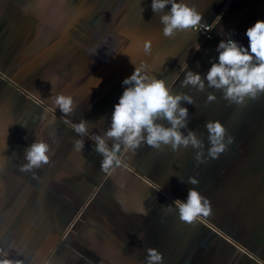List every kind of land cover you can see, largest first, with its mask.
Listing matches in <instances>:
<instances>
[{"label":"crops","instance_id":"1","mask_svg":"<svg viewBox=\"0 0 264 264\" xmlns=\"http://www.w3.org/2000/svg\"><path fill=\"white\" fill-rule=\"evenodd\" d=\"M189 3L218 35L231 34L245 45L246 29L264 19V0ZM162 28L151 0H0V247L13 260L146 264L157 237L167 227L176 232L182 223L160 192L174 201L167 194L186 199L188 189L196 187L212 208L198 219L213 231L191 251L192 233L186 230L179 245L169 239L161 253L203 264L211 249L218 259L232 257L237 263L229 264H240L243 252L264 264V95L237 105L214 88H182L178 79L185 62L190 70L206 72L217 45L194 30L165 36ZM131 60L147 63L166 80L175 77L174 91L193 96L194 104L186 105L189 127L204 147L173 152L144 144L135 153H117L119 165L102 171L92 140L85 137L82 152L75 149L71 121L84 118L93 132L108 127L121 82L134 71ZM209 91L216 100L208 101ZM52 93L72 95L74 112L52 111ZM208 120H220L232 137L217 158L207 155ZM35 137L51 144V162L21 171L24 149ZM193 165L197 172L188 168ZM188 177L198 183L188 184Z\"/></svg>","mask_w":264,"mask_h":264},{"label":"clouds","instance_id":"2","mask_svg":"<svg viewBox=\"0 0 264 264\" xmlns=\"http://www.w3.org/2000/svg\"><path fill=\"white\" fill-rule=\"evenodd\" d=\"M151 8L159 14L165 36H172L177 31L193 30L202 19V13L189 0H151ZM245 36L247 45L234 39L231 34L221 39L216 46L217 56L210 57V67L204 73L188 69L185 62L183 79H178L180 86L202 92L214 88L220 90L229 103L237 105L264 95V19L248 27ZM195 47L199 50L201 46L197 43ZM144 50L146 53L151 51L148 43ZM131 62L135 65L134 71L121 82L122 94L113 106L108 127L102 133L90 130L89 121L84 118L79 122L71 121V127L78 137L74 141L75 149L82 152L84 138L92 140L95 152L102 156V171L119 165L117 153H135L144 144L156 149L168 146L173 152L179 151L181 147H204L197 130L189 127L191 117L186 105L194 104L193 96L187 92L174 91L178 81L175 77L166 80L156 75L147 63ZM96 79L95 86H98L101 80ZM207 99L211 102L217 97L209 91ZM48 100L52 111L59 109L65 116L75 110L72 95L52 93ZM54 121L53 116L50 123ZM204 127L207 130V155L217 158L232 142V137L227 134L220 120H208ZM52 154L51 144L44 138L35 137L24 149L26 162L20 165V170L39 169L51 162ZM180 179L184 180L181 176ZM187 183L196 185L198 180L188 177ZM157 185L160 190L161 185ZM165 207L169 211L175 208L179 218L185 222H193L212 211L208 199L196 187L188 189L186 199H175ZM0 264H22V261L13 260L9 252L0 247ZM146 264H163V254L159 249H147Z\"/></svg>","mask_w":264,"mask_h":264},{"label":"trees","instance_id":"3","mask_svg":"<svg viewBox=\"0 0 264 264\" xmlns=\"http://www.w3.org/2000/svg\"><path fill=\"white\" fill-rule=\"evenodd\" d=\"M162 198L167 199L168 201H170V203H172L173 201H171L170 198H167L164 194H162V192H160ZM167 225V224H166ZM192 225H193V231H192ZM203 227H205L204 229L208 230V233L212 232L213 230L211 228H209L207 225L205 226V224L200 221L199 219L195 220L192 222L191 226L188 227L186 226L184 223H179L178 224V229L175 232V228H171L169 229L167 227V229H165V233L162 234L159 237H157V249H159L160 252H164L163 248H165V246L169 245V239H171L172 243H174V245L177 243L179 245V240L182 239V237H184V235L186 234V230H191L190 236L192 235V240L190 241L192 250L194 251L195 249L193 248V246H195L198 242L202 243L203 245L205 244V242L201 239H199L200 237H198V234L196 232L202 231L201 229H203ZM164 229V228H163ZM261 228V232L264 231V229ZM177 235V236H176ZM189 238V236L187 237ZM207 252H209V257L205 260V263L203 264H229L230 260L234 261V263L236 262L234 258L232 257H226L227 261L226 262H222V260L218 259V252L215 250H208L206 251L204 254L205 256L207 255ZM163 254V264H187V262L183 261H174L169 259V255L167 253H162ZM243 256V259L240 260V264H258L257 261L253 260L252 258H250L249 256H247L245 253H240ZM166 258H165V257ZM245 256V257H244ZM238 259V258H237ZM215 260H217V262L215 263ZM239 261V259H238ZM232 263V264H234ZM237 263V262H236ZM202 264V262H201Z\"/></svg>","mask_w":264,"mask_h":264},{"label":"built area","instance_id":"4","mask_svg":"<svg viewBox=\"0 0 264 264\" xmlns=\"http://www.w3.org/2000/svg\"><path fill=\"white\" fill-rule=\"evenodd\" d=\"M146 1H149V0H146ZM193 30L200 34L203 41H205V40L214 41L216 43V45L218 44V42L221 39L226 38V37L220 36L216 33L213 24L200 22L196 26V28Z\"/></svg>","mask_w":264,"mask_h":264},{"label":"rangeland","instance_id":"5","mask_svg":"<svg viewBox=\"0 0 264 264\" xmlns=\"http://www.w3.org/2000/svg\"><path fill=\"white\" fill-rule=\"evenodd\" d=\"M184 167H180L177 171H178V173H177V175L179 174V173H181L182 174V169H183ZM188 168H191V169H194L195 171L194 172H197V169H195L196 167H195V165H193V166H191V167H188ZM117 169H119V168H117ZM176 171V172H177ZM215 199H217V198H215ZM219 199H220V201L223 199V197H219ZM133 202H137V199L136 198H134L133 199ZM125 205H126V207H129V204H128V200H126L125 202ZM208 216V215H207ZM201 217H203V216H201ZM182 223H184L186 226H188V227H190L191 226V222H185V221H182ZM202 231H203V233H205L206 235L208 234V230L207 229H201ZM212 238V237H211ZM73 244V243H72ZM75 245V244H74ZM76 246V245H75ZM217 262V260H215V263Z\"/></svg>","mask_w":264,"mask_h":264},{"label":"flooded vegetation","instance_id":"6","mask_svg":"<svg viewBox=\"0 0 264 264\" xmlns=\"http://www.w3.org/2000/svg\"><path fill=\"white\" fill-rule=\"evenodd\" d=\"M196 233L198 234V237H200L199 239H201L203 241H206L207 239L205 237L210 234V233H208L207 235L205 233L203 234V231H199V232H196ZM185 250H187V248ZM184 261L187 262L186 260H184ZM226 261H227V259L222 260V262H226ZM187 264H188V262H187Z\"/></svg>","mask_w":264,"mask_h":264},{"label":"water","instance_id":"7","mask_svg":"<svg viewBox=\"0 0 264 264\" xmlns=\"http://www.w3.org/2000/svg\"><path fill=\"white\" fill-rule=\"evenodd\" d=\"M169 197H172L174 200L176 199V198H174L172 195H170V194H167ZM200 218V217H199ZM201 219V218H200ZM203 219V218H202ZM201 219V220H202ZM203 221V220H202ZM209 225L211 226V227H214V225H212L211 223H209ZM244 250L247 252V249L246 248H244Z\"/></svg>","mask_w":264,"mask_h":264}]
</instances>
